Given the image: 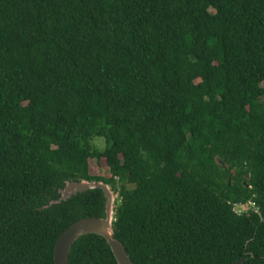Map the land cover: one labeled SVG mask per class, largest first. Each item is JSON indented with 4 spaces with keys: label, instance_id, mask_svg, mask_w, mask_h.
Returning <instances> with one entry per match:
<instances>
[{
    "label": "trees",
    "instance_id": "obj_1",
    "mask_svg": "<svg viewBox=\"0 0 264 264\" xmlns=\"http://www.w3.org/2000/svg\"><path fill=\"white\" fill-rule=\"evenodd\" d=\"M81 179L133 264H264V0H0V264L104 216L46 206ZM68 262L118 264L95 233Z\"/></svg>",
    "mask_w": 264,
    "mask_h": 264
},
{
    "label": "water",
    "instance_id": "obj_2",
    "mask_svg": "<svg viewBox=\"0 0 264 264\" xmlns=\"http://www.w3.org/2000/svg\"><path fill=\"white\" fill-rule=\"evenodd\" d=\"M99 188L103 191L105 197V210L103 217H85L69 225L56 239L53 249L54 264H69L68 254L71 245L80 236L87 233H95L103 237L108 243L118 264H133L124 245L114 238L113 221V203L114 196L109 186L101 181H87L84 179L78 181H67L59 189V197L51 200L46 206L59 203L72 195L89 189ZM243 259L232 262L231 264H240Z\"/></svg>",
    "mask_w": 264,
    "mask_h": 264
},
{
    "label": "rangeland",
    "instance_id": "obj_3",
    "mask_svg": "<svg viewBox=\"0 0 264 264\" xmlns=\"http://www.w3.org/2000/svg\"><path fill=\"white\" fill-rule=\"evenodd\" d=\"M98 138V137H97ZM94 142L97 144L99 148H102L103 145V138L95 139ZM89 171L93 175H99V176H109L108 168L104 162V159H98V160H89ZM110 190L112 191L110 185H108ZM128 187H131V185H128ZM113 192L114 196V203H113V212H115L116 207V201H117V194ZM246 208L251 209L252 207L246 206Z\"/></svg>",
    "mask_w": 264,
    "mask_h": 264
},
{
    "label": "built area",
    "instance_id": "obj_4",
    "mask_svg": "<svg viewBox=\"0 0 264 264\" xmlns=\"http://www.w3.org/2000/svg\"><path fill=\"white\" fill-rule=\"evenodd\" d=\"M250 204H248V205H239L240 206V209L241 210H247L248 208H246V206H249Z\"/></svg>",
    "mask_w": 264,
    "mask_h": 264
}]
</instances>
